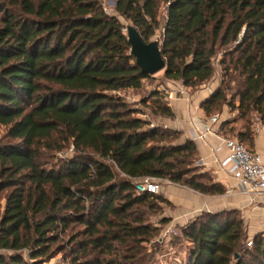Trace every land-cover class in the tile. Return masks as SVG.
Here are the masks:
<instances>
[{
    "label": "trees",
    "instance_id": "obj_1",
    "mask_svg": "<svg viewBox=\"0 0 264 264\" xmlns=\"http://www.w3.org/2000/svg\"><path fill=\"white\" fill-rule=\"evenodd\" d=\"M115 10L146 43L160 31L169 80L198 88L218 61L221 82L200 107L206 116L225 103L237 110L218 131L250 149V115L264 123V0H116ZM123 28L100 0H0V264H42L64 249L55 243L68 230V264H149L143 243L159 232L150 216L167 200L137 192L134 180L224 193L210 173L193 172V140L174 142L180 131L152 126L116 94L150 77ZM152 97L153 111L174 117ZM69 146L71 157L43 166ZM235 214L204 212L182 229L187 264H264V234L247 247Z\"/></svg>",
    "mask_w": 264,
    "mask_h": 264
},
{
    "label": "rangeland",
    "instance_id": "obj_2",
    "mask_svg": "<svg viewBox=\"0 0 264 264\" xmlns=\"http://www.w3.org/2000/svg\"><path fill=\"white\" fill-rule=\"evenodd\" d=\"M105 12L109 15L116 16L119 22L123 25V32L127 36V27L130 25V22L127 21L124 17L119 15L115 10V2L116 0H100ZM163 12V10H161ZM163 14V13H162ZM160 39V31L156 32V35L151 40H159ZM220 58L218 55L217 59ZM221 82V66L218 64V61L215 62V74L214 76L202 84L198 88H186L184 87V95L178 91V86L176 84H181L179 81L169 80L165 78L163 71L155 74L154 76H150L147 79L142 81V87L139 90H121L118 91L116 94L122 98V100L126 103L129 108L132 110H136L137 116L148 120L152 126H159L163 129H172L171 127H167L164 125V122L168 119L162 116L156 111H153L156 103H154V98L152 97L153 94H157L158 96L162 97L164 102H167L166 97H169V93L173 92L172 96L174 97H183L186 96V93L189 95H196L201 90H206L209 87H214L215 89L219 86ZM172 86H171V85ZM177 87V88H176ZM235 84H231V90L227 91V101L231 100V95L234 92ZM214 89V90H215ZM170 90L169 93L166 92ZM171 100V99H170ZM168 103V102H167ZM237 104V101H234ZM219 114L220 117L226 118L225 120H230L238 116L237 110H234L232 107L228 106L226 103L222 105L221 109L218 111H214L210 113V117ZM250 117L253 121H256V115L252 114ZM244 120H237L233 123L232 126L234 130H238L243 125ZM235 133V132H234ZM5 134V127L0 125V140H2ZM232 135V134H231ZM184 138L182 137V133L180 139L174 142H182ZM246 146L247 144L244 143ZM43 153H46L43 151ZM73 155L72 147H66L60 152L50 154L46 159H42L44 163V167H49L53 164L58 163L59 160H64L69 158ZM47 160V161H46ZM46 164V162H48ZM193 172L196 174H201L206 172L203 170L201 165L198 163V159L192 163ZM209 173V172H208ZM160 184V190L163 189V194L160 193L159 195L164 196V187L166 184L170 183L166 179H155ZM179 185V184H178ZM7 190H4L0 193V212L3 211L5 199L4 196ZM176 212L174 210L173 205L167 201V203H156L154 202V211L150 216V221L153 225L159 228V232L156 237L152 238L149 242L143 243V246L146 248L147 252L151 255V261L149 264H187L188 262V255L191 248V242L182 236V229L188 227L198 216L193 217L192 219L187 220L183 224L177 223L176 225H168L169 218L167 216V212ZM236 214L232 216H236V218H241V214L239 211H235ZM204 213V212H202ZM201 213V214H202ZM242 219V218H241ZM161 220H165L164 223H159ZM72 227L76 228V230L80 229L81 227L78 225H71ZM243 227L246 230L245 223L243 221ZM70 232L68 230L65 234H60V239L56 246H59L62 251H54L51 258L45 260L42 264H68L70 260V245L67 244L68 236L67 234ZM247 233V231H246ZM264 234L263 232H260ZM259 234V233H258ZM247 240L251 238L247 233ZM246 240V241H247ZM25 258L27 256L25 255Z\"/></svg>",
    "mask_w": 264,
    "mask_h": 264
},
{
    "label": "crops",
    "instance_id": "obj_3",
    "mask_svg": "<svg viewBox=\"0 0 264 264\" xmlns=\"http://www.w3.org/2000/svg\"><path fill=\"white\" fill-rule=\"evenodd\" d=\"M176 86H178V91L184 90L182 84H176ZM214 89V87H209L199 91L196 95L186 93V96L183 97H166L174 113V118L166 120L164 125L180 131L184 140L191 139L194 130H203L209 122L210 116H206L200 104ZM166 92L169 93L170 90H166ZM171 93L173 92L169 94ZM182 94L184 95V93ZM225 119L220 117L221 122ZM258 123L257 131L252 128L253 144L250 149L262 155L264 161V123ZM219 134L221 135V133ZM195 144L198 151V163L204 171L213 176L214 181L224 187L225 191L217 195H204L186 186L174 183L166 184L164 197L176 210V212L166 211V217L169 218L168 225L183 224L202 212L219 213L235 210L241 214L246 231L251 238L263 232L264 195H244L238 191L237 181L219 166V159L224 156L225 151L215 135H207L205 141L195 142Z\"/></svg>",
    "mask_w": 264,
    "mask_h": 264
},
{
    "label": "built area",
    "instance_id": "obj_4",
    "mask_svg": "<svg viewBox=\"0 0 264 264\" xmlns=\"http://www.w3.org/2000/svg\"><path fill=\"white\" fill-rule=\"evenodd\" d=\"M179 92L182 94L184 90L180 89ZM172 94H169V98L172 97ZM258 122V120L253 122L254 131L259 128ZM220 123L219 114L211 116L203 130L192 132L191 140L194 142L205 141L207 135H215L225 151L224 156L219 159V166L237 181L238 191L244 195H264V161L262 155L248 149L236 138L220 135L218 133ZM133 182L137 192L159 193L160 184L155 181V178L136 179ZM246 246H252V238L247 240Z\"/></svg>",
    "mask_w": 264,
    "mask_h": 264
},
{
    "label": "water",
    "instance_id": "obj_5",
    "mask_svg": "<svg viewBox=\"0 0 264 264\" xmlns=\"http://www.w3.org/2000/svg\"><path fill=\"white\" fill-rule=\"evenodd\" d=\"M127 30V40L131 46L130 50L135 56L136 64L139 66L141 72L154 76L163 71L165 60L162 57L158 41L144 42L132 25H129ZM160 193L163 194V189L160 190Z\"/></svg>",
    "mask_w": 264,
    "mask_h": 264
}]
</instances>
